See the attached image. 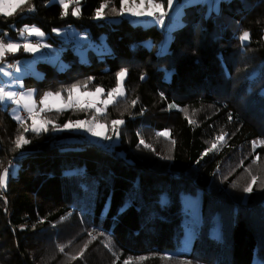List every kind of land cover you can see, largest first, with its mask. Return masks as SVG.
Wrapping results in <instances>:
<instances>
[{"label":"trees","instance_id":"trees-1","mask_svg":"<svg viewBox=\"0 0 264 264\" xmlns=\"http://www.w3.org/2000/svg\"><path fill=\"white\" fill-rule=\"evenodd\" d=\"M29 6L0 14V39L24 26L48 34L75 27L96 43L105 36L108 48L81 62L67 45L66 68L39 64L43 78L26 77L27 89L67 97L81 84L107 98L126 70L125 96L99 116L79 108L46 115L48 131L24 133L31 143L22 149L14 141L23 128L0 105V175L19 168L0 185V264H264V0L189 5L165 48V29L120 20L112 11L120 0H80L78 16L75 0L67 16L50 0ZM164 19L171 26V14ZM26 56L21 49L5 60ZM93 117L109 128L125 121L113 150L53 127ZM252 176L257 183L246 193ZM188 194L199 198L200 220L191 249L180 251Z\"/></svg>","mask_w":264,"mask_h":264},{"label":"snow or ice","instance_id":"snow-or-ice-1","mask_svg":"<svg viewBox=\"0 0 264 264\" xmlns=\"http://www.w3.org/2000/svg\"><path fill=\"white\" fill-rule=\"evenodd\" d=\"M73 0H59L60 5L62 6L63 13L62 15H68V9L72 4ZM174 0H166L167 10L165 9L164 2H156V0H120V8L119 11L115 7L112 8V11L117 15L124 16L125 14L135 16V17H154L161 25L164 23V18L168 15V11L172 9ZM76 7L72 11L73 16H78L80 14V0H75ZM25 5H30V0H0V14L11 17L18 9ZM147 5V7H146ZM108 3H101L96 10V18L102 19L104 18V10L108 8ZM28 11H35L34 5H31L27 9ZM158 14V15H157ZM21 37L26 38L27 36H36L43 37L44 33L40 31L35 26L28 27L25 26L19 33ZM250 38L249 32H243L240 37L241 40H248ZM47 47V45H45ZM21 49L26 52L36 53L40 50L39 44H33L30 42H25L23 44L17 42H5L3 39H0V62H3L8 54L15 55ZM19 64V61H17ZM11 66V65H9ZM19 70V69H17ZM127 75L126 70H122L117 74V84L113 87L107 95V98L104 100L100 99V96L104 93V89L97 87L94 92L84 91L80 92L81 84H73L70 89H67L68 99L65 101L61 96L60 92H48L44 94L43 98L40 100V104L43 105L42 108H37L36 101L33 96L34 93L29 91L26 95L20 94L17 95L14 91H6L5 88L0 87V101L9 100L14 102L16 105H23L24 110L27 111L28 117L31 120V125L27 126L26 122L22 117L17 115L15 118L20 123L23 128V132L20 133L15 141V147L17 149H22L25 145L31 143V141L25 137L24 133L32 132L36 135L41 134L42 132L48 131V125L52 124L51 120H48L42 117V113L50 112L55 110L56 112H63L72 108H79L81 110H87L95 108L97 114H103L104 111L108 108L109 104L114 103L117 97H123L125 95V87H124V78ZM87 83L84 82L83 87L87 88ZM75 94V95H74ZM102 103L104 105L103 109L96 107L97 104ZM132 105L136 104V100L131 101ZM185 116L189 119L190 124H195L196 121L188 117V113L185 110ZM95 117H93V122H89L87 120H77V121H69L63 125V129H82L86 132L91 133L92 136L102 137L103 139L110 140L112 137L106 135L104 129L105 125L96 123ZM125 123L122 119H115L112 121V131L119 136L118 126L123 125ZM53 127L56 130H61L60 126L54 125ZM162 137H168L170 134L168 132L159 133ZM227 133H222L220 136L216 138L218 142H224L225 136ZM140 143L145 147H149L150 145L145 144L144 140H141ZM171 143L175 145V140H172ZM257 145L253 144V149H255ZM217 148V143H212L210 150ZM207 154V153H205ZM166 158H171L166 157ZM259 157H257V160ZM9 177V172L5 170L2 175H0V185L7 186V180ZM257 183V177L252 176L251 182L244 187L243 191L246 193H252L253 186ZM261 187L264 188V184H261ZM60 251L63 252L64 248L61 247ZM83 253H81V256ZM170 258V257H169ZM141 260L144 258L141 257ZM124 264H132L131 260H125Z\"/></svg>","mask_w":264,"mask_h":264},{"label":"rangeland","instance_id":"rangeland-1","mask_svg":"<svg viewBox=\"0 0 264 264\" xmlns=\"http://www.w3.org/2000/svg\"><path fill=\"white\" fill-rule=\"evenodd\" d=\"M31 1L32 0H30V3ZM156 2H163V1L156 0ZM220 2L221 0H174L172 9L168 11V14L169 13L171 14V20H172L171 26L166 25L165 19H164L163 25H161L153 17H147V16L135 17V16L125 14L124 16L120 17V20L128 19L134 25H140L142 27L157 25L165 29V40L161 44V47L165 48V46H167L169 43L173 29L176 28L177 25L182 22V16L187 6L198 4V3H207L210 7H213L216 10H218L220 6ZM54 3L60 4L59 0H50V4H54ZM137 3H139V0H137ZM28 6L29 5H25L21 7L20 9L16 11V13L20 10L27 8ZM71 6L72 4L70 5V7ZM165 9L167 10V4H165ZM116 21L118 20H115V22ZM32 26H35V25H32ZM32 26H28V27H32ZM35 27L44 33L43 37L27 36L26 38H24L18 35L16 38L11 39L9 42H17V43L23 44L25 42L31 43L33 40H38L39 45H40V50L36 53H30V52H26L23 50L25 53L28 54V56L20 58V59H14L13 60L14 65L12 69L8 68L9 63L7 60L0 62V87L5 88L6 91L16 92L18 96L20 94L26 95L29 91H32L34 93L33 98L36 101V106L39 109L43 107V105L40 104V100L43 98L44 94L48 92L43 93L39 98H37L36 91L34 89H27L24 83V79L26 77H33L36 79L43 78V72L39 69V64L46 63L49 65L57 66L59 71H63L66 68V64L63 60V54H64V51L67 50V45L73 44V48L71 50L73 53H75L77 58L82 62L83 60L88 59V54L90 53V51H93V53L97 55L104 54L103 52L105 51L106 48H108V44L106 42L105 36H103L100 39V41L96 43L91 39L90 35L87 32L81 31L75 27L56 28L52 34L46 33L44 30H42L38 26H35ZM50 39H53L56 42L53 43L52 41H50ZM45 45H47V47H45ZM17 61H19V64H17ZM125 79L126 77L124 78V81ZM84 91H88V90H82L80 88L81 93H83ZM89 92H94V91H89ZM61 96L63 97L65 101L68 99V96L66 97L62 93H61ZM118 98H122V97H117L115 100H117ZM100 99L101 100L106 99L105 91L100 96ZM0 105L2 106L3 109L9 108L10 115L16 121L17 119L15 117L17 115L22 117L21 116L22 112H27L26 110H24L23 105L18 106L14 102L9 101V100L0 101ZM72 109H69V110H72ZM92 109H95V108H92ZM69 110H66V111H69ZM55 112L56 111L53 110L50 112H44L41 115L42 117L46 118V115L53 114ZM99 115L101 114H97V116ZM24 121L26 122L27 126L31 125V120L29 121L24 120ZM87 121L93 122V118ZM94 122L104 124L97 117H95ZM104 125L106 126L104 129L106 135L112 137L110 140L103 139L102 137L92 136L91 133L86 132L82 129H63L62 128L61 130H58V132L66 131V132H73L76 134H81L86 137L89 143L95 144L104 149L113 150L115 146L118 145L121 141V126L122 125L118 126L119 136H117L112 131V126L109 128L106 124ZM48 128H49V125H48ZM11 167H12V169L10 170L11 174L13 177H16L18 174L19 168L14 167L13 165ZM7 171L10 174V171L9 170ZM182 199H183V210L185 212H189L191 214V217L184 218L185 228H184L183 241L180 246V251H189L194 242L199 220H200V201L197 196L191 195V194L183 195Z\"/></svg>","mask_w":264,"mask_h":264},{"label":"built area","instance_id":"built-area-1","mask_svg":"<svg viewBox=\"0 0 264 264\" xmlns=\"http://www.w3.org/2000/svg\"><path fill=\"white\" fill-rule=\"evenodd\" d=\"M157 15H158V14H157ZM31 43H33V44H39V41H38V40H33ZM9 65H11V66H9ZM13 65H14L13 62H10V63L8 64V68H9V69H12V68H13ZM98 106H99L100 108H103V107H104V105H103L102 103H99ZM21 116H22V118H23L24 120H29V117H28V113H27V112H22ZM81 141H83V142H88V140H87L86 138H81Z\"/></svg>","mask_w":264,"mask_h":264},{"label":"crops","instance_id":"crops-1","mask_svg":"<svg viewBox=\"0 0 264 264\" xmlns=\"http://www.w3.org/2000/svg\"><path fill=\"white\" fill-rule=\"evenodd\" d=\"M154 18V17H153ZM155 19V18H154Z\"/></svg>","mask_w":264,"mask_h":264}]
</instances>
